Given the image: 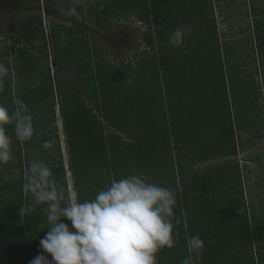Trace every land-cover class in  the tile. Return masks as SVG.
Listing matches in <instances>:
<instances>
[{"label": "trees", "instance_id": "obj_1", "mask_svg": "<svg viewBox=\"0 0 264 264\" xmlns=\"http://www.w3.org/2000/svg\"><path fill=\"white\" fill-rule=\"evenodd\" d=\"M20 1L24 3L22 8L28 12L32 10L33 4L40 3V0ZM57 1L59 0H46V4L58 5ZM64 1L65 4L61 8L67 10L71 6V0ZM103 1L109 6L112 3V0ZM81 4L80 0L76 5L79 12L82 11ZM150 16L159 23L154 9L140 19L148 24L153 23ZM113 18H116V13L110 15V20ZM259 21L261 25L255 24V32L257 39L263 43L264 21ZM93 24L99 28V21H94ZM212 24L214 26V22ZM101 29L103 33L109 34V23L101 26ZM10 30L13 37H10V44H5L4 54L10 56L15 65L11 67L13 71H5L0 75V105L4 106L9 114L22 111L30 115L34 131L31 140L20 142L15 137L14 122L4 125L7 135L11 138L14 158L7 164H0V170L3 172L0 178V264H30L41 251L39 240L45 235L39 227L44 222L42 210L37 208L34 213L23 219L19 216L21 205L31 199L30 193L23 189L25 173L31 160H45L52 168L57 181L70 195L60 135L55 126L57 108L60 111L73 192H77L81 199L92 198L97 190L112 179H119L133 171L145 172L151 180H156L158 176L165 178V169L169 172L166 178L174 180L177 165L182 174L181 179L184 180L182 163L189 151L203 163L233 157L237 149L235 129L242 135L254 136L257 125L261 123L254 116L255 113H260L253 107L257 105V97L248 88L245 111L243 114H234L235 121L232 115L229 120H225L230 130L224 135L216 133L217 130L221 131V118L215 119L211 130L201 122L192 124L193 112H183V108L189 110L193 105L178 106L179 98L184 99L186 91L208 92L210 96L212 93V97L216 99L219 93L222 96L223 91H227L224 75L227 60L223 63L220 54L211 55L208 60L203 56L196 63L197 58L177 61L156 55L144 59L141 55L138 68L133 71L134 75L130 79L110 62L106 55L96 51V41L90 40L91 38L79 40L73 27L56 25L50 30L51 40L55 42V57L52 60L56 65L62 64L67 72L74 75H66L58 70V67L56 74H53L50 67L40 60V56H34L28 50L29 43H43L44 57L47 58L48 37L44 34L41 17L29 13L26 18L16 20ZM143 39L149 47H154L151 34L146 33ZM92 43L93 47L88 48ZM62 57L65 58L63 63ZM148 65H155L164 72L172 70L174 65V73L164 76L168 115L163 107L164 82H161L160 77L156 79V83L149 82L147 73L142 71L143 68L146 71ZM228 66L230 69L231 64ZM168 86H175L176 90H171ZM122 87L136 91L139 95H125V89ZM127 96L132 97L130 101L137 104L124 102ZM87 98L92 107L85 101ZM141 104L147 106L144 107V114H132V109H140L138 106ZM199 116L198 114L197 117ZM205 130H211V134H215L218 139L211 144L202 140H190L191 134L204 139L206 134H210ZM46 140L53 142V147L48 150L42 148ZM182 146H190L191 149L187 150L185 155L177 157V161L173 160L175 164L171 160L167 161L170 158L168 155ZM227 164L229 163L209 169L213 180L210 184L228 182V186L231 185L221 190L220 203L213 202L212 198V201H203L199 197L197 209L190 210L194 218L187 223L183 220L184 210L187 214L190 213L187 199L180 198L177 190L172 189L177 199L173 218L175 232L176 236L182 234L184 248L178 249V245L171 249L165 248L157 257L160 264H181L184 256L182 252H188L187 242L194 235H199L204 240L202 253L194 257L195 264H264V216H252L246 212L238 216L235 206L237 209L244 207L241 182L238 180L236 185L238 196L230 198L232 195H229L228 190L235 188L234 180L240 173L238 166L231 170L233 174L226 173ZM151 166L156 169H151ZM13 170H16V173L12 172ZM5 175L8 176L6 180L3 179ZM177 220L178 224L175 223ZM65 223L70 224L69 221Z\"/></svg>", "mask_w": 264, "mask_h": 264}, {"label": "rangeland", "instance_id": "obj_2", "mask_svg": "<svg viewBox=\"0 0 264 264\" xmlns=\"http://www.w3.org/2000/svg\"><path fill=\"white\" fill-rule=\"evenodd\" d=\"M43 1L44 3L40 0L39 4H33L32 10L28 12L22 8L24 3L20 0H0V64L4 65L7 73L13 71L11 67L15 65L13 59L4 54L5 44H10V37H13L10 27L16 20L26 18L29 13L41 17L44 34L48 37V42L46 44L47 58L44 57L45 51L43 49V43H29L28 50L34 56H40V60L50 67L53 74H56L58 67V70L62 71L64 74L74 75L71 72H67L62 64L56 65L52 60L55 57V42L51 40L50 30L56 25H68L74 28L76 32L75 36L78 37L77 39L91 38L90 40L96 41V46L94 47L97 49L96 51L106 55L110 62L115 64L124 75L126 74V77L131 79V76L134 75L133 71L138 68V63L141 61V55L145 54L143 58H150L152 55H156L155 52H157V48L149 47L143 37L145 38L146 33H152V27H156L154 24L158 23L154 21L155 18L153 16H150L151 22H153L152 24L139 20L143 18V16L148 15L152 9L155 10L161 22L158 27L162 28L160 30L163 34L171 33L173 28L180 25L190 26L191 31L184 38L182 51H184V55H186V49H191L193 47L190 56L197 58L195 63L199 62L203 56H206L207 58L205 59L208 60L211 55H218L217 53H221L223 63L227 60L226 66L228 68H225L224 74L227 91L224 90L222 96L219 93L217 99L212 97V93L210 96L208 92H198L196 90L186 91L187 95L185 98H179L178 106L186 107L189 104L193 105V108H189V110L183 108V112H193L192 124L195 125L201 122L204 123V126H207L208 129L211 128V130L215 119L221 118L223 124H220L221 131L217 130L216 133L224 135L230 130L225 120H229V116L232 115L235 121L236 118H234V114H243L245 111L248 101L247 91L249 89L253 95L257 97V105L253 107L257 108L260 112L254 114L256 120L259 119L258 121L261 122L259 126L257 125L256 133L254 136H247L240 134L239 131L235 129L237 140L235 155L233 157L221 158L205 163L198 160V158L189 151L191 149L190 146H182L181 149H176V151L173 149L174 151L171 155H168L170 158L167 161H177V157L185 155L184 153H186L187 150L190 152L189 155L183 158L182 163L185 179H181L182 174L177 165H175L177 173L174 180L166 178L169 172L165 171V169H163L165 178H161V176H158L156 180H151V178H149L151 182L156 181L155 183L177 190L180 198L183 199V197H185L187 199L186 203L190 211L197 209L199 197H201L202 200L206 199L212 201V199H214L213 202L220 203L221 190H225V188L231 185L228 186V182L210 184L209 182L213 180L211 179L212 172L209 169L229 163L225 165L226 173L233 174L231 170H234L236 166H238L240 173V176L234 180L235 188L233 189L232 187L228 190L229 195H232L230 198L238 196L236 190L238 180L241 182L244 195V207L237 209L238 207L235 206V209L238 210V216H241L245 212L252 216H264V42L261 43L257 39L255 32V24L258 23L261 25V22H258V20L262 19L264 21V0H112L110 6L103 0H90L91 3L88 2L89 0H81L82 4L80 6L82 11H77L76 14L72 16H68L65 8H61L62 5L65 4L64 0L57 1L58 5H49L46 4V0ZM209 6L211 7L210 12L208 9ZM119 11H121L122 16H116V18L110 20V15H114V13ZM191 11L196 13L192 14ZM215 16L217 18L215 19L220 35H218L220 51L214 39L209 36V34L213 36L212 32H214V26L212 23L214 22L213 17ZM94 21H99L100 29L95 27L93 24ZM108 23L110 33H103L101 31V26L104 27ZM207 30L209 31L207 32ZM55 33H57V31ZM200 35L202 39H199ZM192 43L196 44L197 47ZM91 46L93 47V43L90 44V46L88 45V48H91ZM162 46L164 47V45ZM173 48L176 49L177 52L180 51V46ZM167 51H170V49H167ZM165 57L174 59L171 53H167ZM64 59V57L61 58L62 63ZM229 63L231 64L230 69L228 66ZM142 71L143 73H147L150 83H156L159 74L161 77L165 74L164 71L157 69L155 65L153 67H149L148 65L146 71L144 68ZM170 73H174L173 70H171ZM168 74L169 73H166V75ZM130 79H128V81H130ZM130 82H132V80ZM135 83L137 82L135 81ZM122 88L125 89V95L133 93L136 94L135 96L139 95V93L136 91L133 92L127 89V87ZM150 89H152V85ZM142 91L144 92L143 87L141 89V92ZM164 91L165 87L163 86V93ZM218 92H220L219 88ZM125 98L124 102L137 104L134 101H130L132 97L128 98L127 96ZM85 101L88 104L90 103L89 98ZM164 101L168 107V101ZM170 103L171 102H169V105ZM89 105L92 107L91 104ZM138 107L141 108L132 109V114L136 116L144 114V107L147 106L141 104ZM59 112V108H57L56 113L59 114ZM147 112L146 110V113ZM198 114L200 115L199 117H197ZM55 126L59 131L60 123L57 122ZM211 130H205L206 132H210V134H206L204 139H200L191 134L190 137L192 139L190 140H202L206 142V144H211L212 141L215 142L218 139L215 134H211ZM63 155L65 160L66 152L62 153V156ZM175 163L176 162H173V164ZM66 164L68 165V163L65 162V166ZM165 165L167 166L168 162L165 163ZM153 167L156 169L155 166H151V169ZM15 171L16 170H13L12 172L16 173ZM2 173V170H0V178ZM7 177L8 176L5 175L3 179L6 180ZM15 178H17V176ZM70 185L71 187L68 185V188H70L69 192L71 195L73 190L72 182H70ZM215 197L219 198L215 199ZM186 212L187 211L184 210L183 213V220L185 223L194 218L191 215V211L189 213L190 215ZM181 237L182 234H177L175 239L174 245H178V249L184 248V241ZM183 253L184 259L189 255V250L188 252H182V254ZM173 264L177 263L173 262Z\"/></svg>", "mask_w": 264, "mask_h": 264}, {"label": "clouds", "instance_id": "obj_3", "mask_svg": "<svg viewBox=\"0 0 264 264\" xmlns=\"http://www.w3.org/2000/svg\"><path fill=\"white\" fill-rule=\"evenodd\" d=\"M79 2L71 0V6L66 10L68 16L76 14ZM190 31L188 25L173 28L168 43L173 47L181 46ZM5 71L4 65L0 64V75ZM31 120V116L22 111L9 114L0 105V164H7L14 158L11 138L4 125L14 122L16 139L25 142L33 136ZM61 127L60 123L59 129ZM63 140L64 135H60L61 153L66 152L63 160L67 184L71 187ZM52 147V141L46 140L42 144L44 150ZM65 162L68 165L65 166ZM23 189L30 193L31 199L21 205L20 218L31 215L37 208L44 215V222L39 225L45 233L39 240L41 251L30 264H159L158 254L174 246L176 194L169 187L151 182L145 172L133 171L112 179L92 198L81 199L73 190L71 195L67 194L45 160L33 159L28 164ZM187 244L189 255L181 264H194V257L203 251L204 240L194 235Z\"/></svg>", "mask_w": 264, "mask_h": 264}, {"label": "crops", "instance_id": "obj_4", "mask_svg": "<svg viewBox=\"0 0 264 264\" xmlns=\"http://www.w3.org/2000/svg\"><path fill=\"white\" fill-rule=\"evenodd\" d=\"M212 4V3H211ZM212 7H213V5H212ZM209 12L211 11V7L209 6ZM133 12V11H132ZM116 16H118V17H121L122 16V13H121V11L119 12V14H117L116 13ZM138 17V16H137ZM216 16L215 17H213V19H214V32H212V35L213 36H211L210 34H209V36L210 37H212V39H214V41L216 42V44L218 45V41H219V38H218V35H219V30H218V26H217V22H216ZM139 19V18H138ZM141 22H145V23H148L147 21H144V20H141V19H139ZM149 24H152V23H149ZM161 23H160V21H159V23L158 24H154L156 27H152V29H153V31L151 30V32L152 33H150L149 32V34H151L152 36H153V43H154V48H157V52H155V54H156V56L157 57H164L165 58V55L167 54V53H171L172 55H173V57H174V59H177V61H179V60H181V59H188V58H190L189 59V61L191 60V59H193V57L192 56H190L191 55V53H192V51H193V47L190 49V48H187L186 49V52H187V54L186 55H184V51H182V47H183V45H184V43L180 46V51H178L177 52V50L176 49H174L169 43H168V37H169V35H170V33H166V34H163L162 33V31L160 30V29H162L161 27H158V25H160ZM167 25V24H166ZM168 26V25H167ZM171 26V25H170ZM208 32V31H207ZM217 32H218V34H217ZM186 35H188V33L186 34ZM185 35V36H186ZM208 35V34H207ZM220 36V35H219ZM199 39H202V37H201V35H200V37H199ZM206 41H208V40H206ZM193 44V43H192ZM162 45H164V47L162 46ZM193 45H195L196 46V44H193ZM158 46H159V48H158ZM197 47V46H196ZM218 47H219V45H218ZM167 49L169 50L170 49V51H167ZM219 51H220V47H219ZM185 52V53H186ZM190 53V54H189ZM189 54V55H188ZM217 54H220V56H221V53H217ZM143 56L145 55V54H142ZM145 59H150V58H148V57H144ZM194 58H196V57H194ZM168 59V58H167ZM161 70V69H160ZM172 70H173V72L175 71V69H173V67H172ZM163 71V70H162ZM171 71V70H170ZM170 71H167V72H165V74L161 77L160 76V74H159V77H161L160 78V80H161V82L163 83L164 82V85L162 84V86H164L165 87V85H166V81H164L163 79H164V76L166 75V73H169L170 74ZM168 74V75H169ZM163 78V79H162ZM168 87H170V86H168ZM170 89L171 90H176V88H175V86H173V87H170ZM167 89H166V87H165V91H164V93H163V90H162V95H163V101L164 100H166V91ZM163 107H164V109H165V113L167 114L168 112H167V105H166V102L164 101V104H163ZM168 115V114H167ZM57 122L58 123H61V121H60V118L59 117H57ZM190 123V122H189ZM62 124V123H61ZM62 126V125H61ZM58 133H59V135H61V136H63V130H62V127L59 129V131H58Z\"/></svg>", "mask_w": 264, "mask_h": 264}, {"label": "bare ground", "instance_id": "obj_5", "mask_svg": "<svg viewBox=\"0 0 264 264\" xmlns=\"http://www.w3.org/2000/svg\"><path fill=\"white\" fill-rule=\"evenodd\" d=\"M65 150V149H64Z\"/></svg>", "mask_w": 264, "mask_h": 264}]
</instances>
